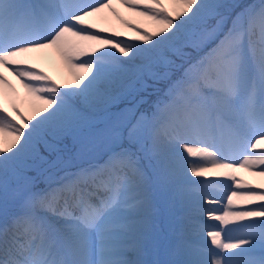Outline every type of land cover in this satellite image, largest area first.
<instances>
[{"label": "snow or ice", "instance_id": "obj_1", "mask_svg": "<svg viewBox=\"0 0 264 264\" xmlns=\"http://www.w3.org/2000/svg\"><path fill=\"white\" fill-rule=\"evenodd\" d=\"M240 170L264 178V0H0V264H264Z\"/></svg>", "mask_w": 264, "mask_h": 264}, {"label": "rangeland", "instance_id": "obj_2", "mask_svg": "<svg viewBox=\"0 0 264 264\" xmlns=\"http://www.w3.org/2000/svg\"><path fill=\"white\" fill-rule=\"evenodd\" d=\"M225 2L226 3H231L232 0H225ZM238 2L239 3H242V4H245V3H251L252 0H240ZM116 7L118 8V10L121 13V15H123L125 18L133 19V17L129 14V12L127 11V9H125L123 7H120L119 5H116ZM114 24H115V20H114V22L109 21L107 24H104L102 26H111V25H114ZM121 31H124V32H126L128 34V36H131L130 35V33H131L130 30H128V29L125 30V28L123 26H121ZM131 34H133V33H131ZM42 52L37 53L36 55H34V57L31 56V54H30V56L33 58L34 62L37 63V65L40 68H43L44 71H46L49 75H51L53 77V79H55L57 81L58 84L64 85V84L71 83V81H72L71 71H70V76H69V73L67 72V74H68L67 78H63L62 79L61 77H59L56 74L57 73V70H55L54 68H52V66H50L48 63H45L44 61L40 60L41 59L40 56H42ZM60 63H62V66H61L62 68L67 67L63 61L59 62V65H60ZM9 79L12 80L13 84L16 86L17 92L19 93L20 97H22V94H23V91L24 90L20 87L19 84H17V85L15 84V80H14L13 76L9 75ZM153 99H155V97ZM20 107H21V111H23L25 113V115H28L32 111V106H30V107L25 106L24 105V100H22V102H20ZM64 145H67L69 148H72L73 147L71 137H68L66 140H64L63 143L61 144V147H63ZM42 151H43V149H42ZM44 155L47 156L48 153L45 152ZM29 174L30 175H34V176H37V178H38L39 181H41V182L43 181V176H39L38 173H37V171H32ZM244 178L247 179V180L249 179V178H247L246 175H245Z\"/></svg>", "mask_w": 264, "mask_h": 264}, {"label": "bare ground", "instance_id": "obj_3", "mask_svg": "<svg viewBox=\"0 0 264 264\" xmlns=\"http://www.w3.org/2000/svg\"><path fill=\"white\" fill-rule=\"evenodd\" d=\"M105 15L108 17V20L109 21L114 22V20H115V24L114 25H111V26H114V27H116L117 30H120L121 31V26L122 25L114 17H112L111 14L105 13ZM98 23H101V26L104 25V23L101 22V21H98ZM125 30H127V29H125ZM131 33H130V35L132 36L133 34H131ZM37 53H40V52H37ZM37 53H31V56L34 57V55H36ZM40 57H41L40 60L44 61L45 63H48L50 66H52V68H54L55 70H57V73L56 74L59 77H61L62 79L63 78H67V76H68L67 72L69 73V76H70V70H69L68 66L63 61L62 57L54 49H46V50H43L42 56H40ZM61 61H63L67 67L62 68L61 67L62 66V63H60V65H59V62H61ZM14 80H15V84L16 85L19 84L16 81L15 78H14ZM24 95L25 94H24V91H23L22 98L24 97ZM24 105L27 106V107L32 106L31 102L29 100H27V99H24ZM239 174L242 175V176H244V177L246 175L247 178H249L248 180L252 181L253 183L264 182V178L254 177L250 173L244 172L243 170H240V173Z\"/></svg>", "mask_w": 264, "mask_h": 264}, {"label": "trees", "instance_id": "obj_4", "mask_svg": "<svg viewBox=\"0 0 264 264\" xmlns=\"http://www.w3.org/2000/svg\"><path fill=\"white\" fill-rule=\"evenodd\" d=\"M238 1H240V0H238ZM161 86L163 87L162 83L154 84L153 87L149 88L148 91L146 93H143V94H146L148 99L152 100L154 97H156V91L155 90L161 88ZM149 93H151V96L148 95Z\"/></svg>", "mask_w": 264, "mask_h": 264}, {"label": "water", "instance_id": "obj_5", "mask_svg": "<svg viewBox=\"0 0 264 264\" xmlns=\"http://www.w3.org/2000/svg\"><path fill=\"white\" fill-rule=\"evenodd\" d=\"M52 158H53V157H52ZM52 158H51V159H52ZM43 167H45V165H43Z\"/></svg>", "mask_w": 264, "mask_h": 264}]
</instances>
